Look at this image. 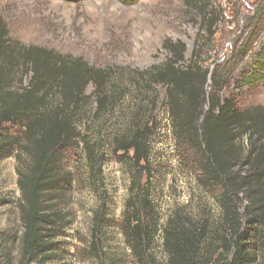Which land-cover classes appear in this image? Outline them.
<instances>
[{
	"label": "trees",
	"instance_id": "obj_1",
	"mask_svg": "<svg viewBox=\"0 0 264 264\" xmlns=\"http://www.w3.org/2000/svg\"><path fill=\"white\" fill-rule=\"evenodd\" d=\"M254 3L247 40L264 32V0ZM186 5L212 38L225 12L209 0ZM246 42L236 41L232 66L222 74L217 66L204 68L195 55L186 64V47L170 41L164 43L166 63L129 72L12 41L0 21V161L18 153L29 158L27 172L18 174L22 232L19 239L0 232V264H68L59 243L68 223L53 205L66 181L64 154L81 150L95 164L96 151L106 145L135 172L145 171L158 124L157 86L166 89L161 107L168 130L190 153L201 184L218 193L221 215L211 220L176 208L164 219L148 188L150 176L144 183L133 177L119 229L125 250L108 251L100 206L84 257L96 264H264V105L239 109L220 95L237 81ZM259 56L258 75L243 73L237 82L264 84V50ZM131 91L139 99L146 91L155 95L146 107L129 101ZM126 101L131 108L120 113ZM115 114L121 120L111 125ZM9 124L20 125L22 138L2 133Z\"/></svg>",
	"mask_w": 264,
	"mask_h": 264
},
{
	"label": "rangeland",
	"instance_id": "obj_2",
	"mask_svg": "<svg viewBox=\"0 0 264 264\" xmlns=\"http://www.w3.org/2000/svg\"><path fill=\"white\" fill-rule=\"evenodd\" d=\"M186 1L0 0V21L7 26L12 41L81 58L96 68L129 72H144L166 63L169 55L164 43L170 41L186 47V64L192 63L195 55V60L204 68L212 71L217 66L222 74L230 68L236 41L246 40L248 53L237 66L235 79L240 81L241 75L247 72L250 75L256 71L254 76L258 75L256 63L264 50V32L247 40L249 30L245 23L256 0H209L225 12L212 38L204 35L199 13L188 9ZM237 81H232L220 95L233 98L239 109L264 105V84L244 86ZM134 91L129 101L146 107L155 95L146 91L139 99V92ZM92 92L93 87H89L87 93ZM155 92L159 99L158 124L151 142L150 164L145 171L135 172L129 162L119 159L106 145L96 151L95 164L81 150L64 154L66 181L60 185L62 189L53 205L68 223L59 239L60 252L68 264H96L84 257L83 250L87 248L93 218L100 206L105 207L108 251L125 250L119 229L133 177L142 178L144 183L150 176L148 188L164 219L176 208L211 220L221 215L218 193L201 184L190 153L176 144L168 130L170 122L161 107L166 89L157 86ZM129 101L119 112L130 110ZM117 117L121 120L115 114L111 125L118 123ZM103 122L94 127L91 141H97L94 134ZM2 133L22 138L20 125H5ZM103 134L107 137L108 133ZM28 165V156L21 153L0 161V232L18 235V239L22 232L18 174L27 172Z\"/></svg>",
	"mask_w": 264,
	"mask_h": 264
}]
</instances>
